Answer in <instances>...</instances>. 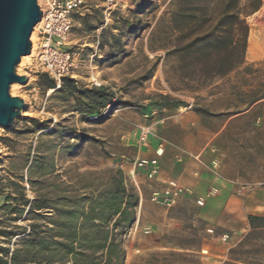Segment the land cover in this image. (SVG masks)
<instances>
[{
  "label": "rangeland",
  "instance_id": "obj_1",
  "mask_svg": "<svg viewBox=\"0 0 264 264\" xmlns=\"http://www.w3.org/2000/svg\"><path fill=\"white\" fill-rule=\"evenodd\" d=\"M186 1V9L206 7L207 29L224 0ZM175 2L122 0L108 13L103 0H87L73 13L67 78L114 97L89 119L58 91L62 80L37 66L34 50L19 63L15 72L27 81L9 94L25 108L10 127H0V231L54 227L58 217L51 209L26 216V208L13 221L16 214H6L4 205L17 207L21 195L68 209L81 206V197L113 189L120 178L138 200L135 221L121 237L124 264H264V231L251 232L246 220L251 190L262 193L256 203L264 205V60L248 63L245 50L243 63L225 76L200 87L186 80L192 60L173 51L189 30H175ZM249 6L250 0H238L248 34L257 37L264 32V0L250 14ZM142 129L148 132L144 143ZM153 159L159 167L163 162L167 180L160 168L149 179L138 166ZM176 164L189 170L183 194L171 208L152 202L153 192L178 178ZM226 191L235 202L225 208ZM0 247H7L1 234Z\"/></svg>",
  "mask_w": 264,
  "mask_h": 264
},
{
  "label": "trees",
  "instance_id": "obj_2",
  "mask_svg": "<svg viewBox=\"0 0 264 264\" xmlns=\"http://www.w3.org/2000/svg\"><path fill=\"white\" fill-rule=\"evenodd\" d=\"M185 3L186 0H176L171 14L176 31L189 30L180 37L184 43L173 52L182 60H192L184 78L200 87L243 63L249 29L237 9L238 0H224L213 25L207 29L206 7L197 4L186 9ZM260 5L261 0H250L249 14ZM46 85L55 87L50 80ZM58 91L66 92L74 100V109L88 119L114 98L103 87L80 88L67 77L62 79ZM37 124L39 130L45 129L43 123ZM78 202L81 206L75 203L68 209H56L37 200L29 203L21 195L17 207L4 205L6 214H12V210L16 214L13 221L21 218L26 208V216L51 209L58 219H53L52 229L43 231L37 230L36 225H30L28 232L24 227H17L16 232L0 231L7 245L0 247V264H124L121 237L135 221L136 195L129 193L119 178L113 189L81 197ZM246 220L251 232L264 231V216L248 215ZM16 236L20 238L11 244Z\"/></svg>",
  "mask_w": 264,
  "mask_h": 264
},
{
  "label": "built area",
  "instance_id": "obj_3",
  "mask_svg": "<svg viewBox=\"0 0 264 264\" xmlns=\"http://www.w3.org/2000/svg\"><path fill=\"white\" fill-rule=\"evenodd\" d=\"M87 0H42L38 4L41 12L39 25L36 29V40L31 42V49L35 51L34 61L41 71L49 78L60 82L72 73V62L67 52L69 37L72 28V15L85 5ZM122 0H103L105 11L110 13ZM98 86V85H97ZM148 132L141 130L139 140L144 143ZM162 153V144L158 146L156 156ZM140 168L147 171L149 179L155 177L159 170L157 159L142 160ZM184 188L171 181L159 192H153L151 201L160 203L167 208L173 207L183 194ZM196 205L203 206L204 201L196 197Z\"/></svg>",
  "mask_w": 264,
  "mask_h": 264
},
{
  "label": "water",
  "instance_id": "obj_4",
  "mask_svg": "<svg viewBox=\"0 0 264 264\" xmlns=\"http://www.w3.org/2000/svg\"><path fill=\"white\" fill-rule=\"evenodd\" d=\"M40 18L37 0H0V127H10L25 108L9 89L27 81L15 70L21 58L30 54V36Z\"/></svg>",
  "mask_w": 264,
  "mask_h": 264
},
{
  "label": "crops",
  "instance_id": "obj_5",
  "mask_svg": "<svg viewBox=\"0 0 264 264\" xmlns=\"http://www.w3.org/2000/svg\"><path fill=\"white\" fill-rule=\"evenodd\" d=\"M251 36H253V38H252V43H249V38L251 37ZM251 47V48H250ZM250 49V50H249ZM249 50V51H248ZM247 61H248V63H254V62H259V61H262V60H264V32H260L258 35H257V37L255 36V35H251V34H248V37H247V42H246V58H245ZM222 130H223V126H222V128H220V130H218V132L216 133V135L218 134V133H220V132H222ZM205 147H206V145H205ZM163 162L161 161V164H160V178L162 179V180H167L168 178V175H167V173L165 172V170H164V168H163ZM176 167H177V169H178V171H179V176H178V178H176V179H170V180H168L167 182H171V181H175L176 183H178L179 185H182L183 186V184L184 183H186L185 182V179H184V177L183 176H185V175H187L188 173H189V170H188V168L185 166V165H183V164H176ZM261 188H259V190H260ZM262 190V189H261ZM253 193H252V195H248V198L250 197V196H252V198L251 199H248V208H249V213H248V215H255V216H264V205L262 204H260V202H259V204H257L256 203V199H257V197L258 196H261L262 195V193H255L256 191H255V188L253 189V190H251ZM226 193H228V194H226ZM226 195H225V198L227 199L226 200V206H225V208L226 207H228V206H232L233 204H234V200H233V196H229V192L228 191H226ZM263 195H264V193H263ZM141 208V207H140ZM229 211L230 212H233V210L232 209H229ZM233 214V213H232ZM248 225V224H247Z\"/></svg>",
  "mask_w": 264,
  "mask_h": 264
},
{
  "label": "bare ground",
  "instance_id": "obj_6",
  "mask_svg": "<svg viewBox=\"0 0 264 264\" xmlns=\"http://www.w3.org/2000/svg\"><path fill=\"white\" fill-rule=\"evenodd\" d=\"M39 3H40V0H37V5H38ZM38 25H39V23L35 26L33 32L31 33V36H30V40H29V41H31L32 43H33V39H34V36H35L36 29H37ZM249 43H252V38H249ZM250 48H251V47H250ZM32 50H33V48H32ZM32 50H31L30 55L21 58V60H20V65H22L26 60H28V59L32 56V54H33V51H32ZM249 50H250V49H249ZM249 50H248V51H249ZM16 85H17V84H13V85L10 86V89H9L10 94L14 93V87H15Z\"/></svg>",
  "mask_w": 264,
  "mask_h": 264
}]
</instances>
